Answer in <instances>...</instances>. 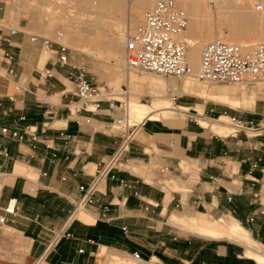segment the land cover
I'll return each instance as SVG.
<instances>
[{
  "label": "crops",
  "instance_id": "crops-1",
  "mask_svg": "<svg viewBox=\"0 0 264 264\" xmlns=\"http://www.w3.org/2000/svg\"><path fill=\"white\" fill-rule=\"evenodd\" d=\"M233 5L223 1L221 14ZM7 28L0 24V128L5 129L0 150L7 152L0 154V216L6 218L0 223V264H263L248 257L242 242L264 253V104L249 110L252 119L243 121L250 126L227 133L219 122L228 116L210 126V117L182 121L177 111L201 113L206 104L177 108L173 101L174 95H188L248 109L260 98L255 90H209L192 79L118 73L109 82L126 81V116L132 119L133 100L132 110L150 119L113 129L119 108L106 103L96 110L81 108L70 74L80 63L70 52L62 65L55 61L57 46L44 51L40 42L30 41L31 34L7 36ZM211 29L201 20L185 31L202 39ZM66 42L80 52L94 48V40L82 41L79 32H69ZM5 53L10 62L4 61ZM113 60L115 68L123 65L122 55ZM46 68L51 76L43 75ZM140 96L150 102L142 103ZM42 99L50 102L52 114ZM130 131L120 166L97 184L98 201L69 219L82 196L80 187L91 182L98 163ZM11 197L19 209L6 215Z\"/></svg>",
  "mask_w": 264,
  "mask_h": 264
},
{
  "label": "built area",
  "instance_id": "built-area-1",
  "mask_svg": "<svg viewBox=\"0 0 264 264\" xmlns=\"http://www.w3.org/2000/svg\"><path fill=\"white\" fill-rule=\"evenodd\" d=\"M253 4L257 11L264 9V0H253ZM187 23L188 17L185 11L177 6L176 0H157L151 8L145 11L143 23L133 31L126 33L124 41L126 69L140 74L152 73L177 79L195 77L208 83L241 85L248 89L258 83L264 84V42L243 46L221 38L210 40L200 48L198 70L194 72L186 58L188 43L178 39V35L186 29ZM7 29V36L15 35L20 31L14 27ZM60 37L61 34H57L56 40H53L46 36L31 34L29 39L32 42H40L47 50H53V44H55L57 46L55 61L64 65L68 62L69 48L59 40ZM4 57L5 62H10L12 58L8 53H5ZM8 72L13 74V69H9ZM70 74L74 83V94L81 108L96 110L106 103L109 109L126 110L127 102L116 98V92L106 86H97L90 80L84 64L72 66ZM43 75L51 76V69L46 68ZM122 91L120 95L125 96V91ZM179 96H173L174 102ZM41 103L45 105L46 113L52 114L50 102L42 99ZM229 117L234 132L251 125L249 121H243L235 116ZM121 121L118 119L117 122ZM127 127L133 126H126L125 129ZM4 132L5 129L0 128V133ZM130 139L131 131L125 132L113 154L98 163L91 182L86 187H80L82 196L74 203L69 219L84 209L86 204L98 201L95 196L98 191V182L103 178L113 176L112 171L120 166L121 155L128 148ZM0 154L7 155V152L0 150ZM18 209L17 198L11 197L7 200L3 211L6 215H15ZM5 220L4 215L0 216V223ZM132 257L140 260L138 252H134Z\"/></svg>",
  "mask_w": 264,
  "mask_h": 264
},
{
  "label": "rangeland",
  "instance_id": "rangeland-1",
  "mask_svg": "<svg viewBox=\"0 0 264 264\" xmlns=\"http://www.w3.org/2000/svg\"><path fill=\"white\" fill-rule=\"evenodd\" d=\"M74 1V3L72 2ZM97 0H0V24H4L6 27H14L19 29L21 34H37V35H42V36H49V38L56 40L57 34L63 35L60 41L69 47V52L73 56V59L76 62H79L80 64H84L89 71V75L92 76V80L94 82H99L101 83L100 85H107L110 90L118 93L122 92V90L128 92L129 87L126 83V81H121L118 86H115L109 82V79L114 77L115 74L118 73H127V70L125 68V63H124V46L122 44L114 43L113 45H108L106 41V37L110 35L114 29L115 26L117 25L118 19H123V28H122V33L126 36L127 31H133L136 29L140 24L143 23L144 20V13L146 10L151 8L154 3L157 0H154L150 6L146 7L143 9V12L141 14V19L138 23H134V11L132 9V6L134 4L136 5L139 0H124L123 3V12L117 13L115 16L113 15H106L102 20L101 23L96 24L95 18L96 15H94V2ZM126 1V2H125ZM70 2H72L70 4ZM109 6H114L113 2H109ZM178 6H179V0H178ZM180 7V6H179ZM188 14V13H187ZM255 16H262L261 11H258L257 13H254ZM189 17V16H188ZM211 23V22H208ZM216 23L212 22L211 26L212 29H216L215 26ZM47 28H49V31H47ZM100 29L102 35L96 37V40L94 39V32L96 29ZM190 29V18H189V25L187 27V30ZM116 30V29H115ZM184 31L185 32H187ZM74 33V32H79L80 33V39L82 41H86L89 39L90 41L96 42L94 47H97L101 50L100 54L105 53L100 56H96V54H89L85 52H80L77 50H73L72 47H70L67 42V34L68 33ZM214 31H211L207 36L204 38L200 39L197 37H191L187 36L189 38L196 39L197 43H201L202 40L204 42L201 44L200 48L208 41L212 40H206V38L212 34ZM222 33L225 36L231 35V32L228 31L225 33L222 31ZM237 36L242 39V42L245 46L249 45H254L259 42H264L259 41L258 39H255L256 36L263 35L264 37V27L261 29L260 26H257L256 29L254 27L249 28V30H243V31H238ZM124 36V37H125ZM93 37V38H92ZM179 40L181 37L179 36ZM187 42V41H186ZM190 46V43L187 42ZM53 47H56L55 44H53ZM35 50H37V47H34ZM39 50V49H38ZM45 51V48L43 49ZM190 50V47L188 48V51ZM111 51V52H110ZM110 54L112 58H108L107 54ZM108 54V55H109ZM122 55L123 57V65L120 66V68H115L114 64L115 61L113 59H116L117 56ZM49 56V53L47 54ZM99 70V71H97ZM121 71V72H120ZM135 73L138 77H144V76H151V77H161L164 78L167 81H185L188 80L189 78L185 79H177L174 77H163V76H158L152 73H138L136 71H131ZM88 75V76H89ZM192 80L198 82V80L191 78ZM202 85L205 86L207 89L211 88H234L238 87L240 91L242 89H245L244 86H235L232 84H224V83H207L201 81ZM254 88L248 89L246 91V94H250L252 90H255L257 92V95L262 98H257L255 101V104L252 108H232L227 104L217 102L213 99H204V98H199V97H191L188 95H180L179 98L174 102L175 106L178 107H186L189 106V104H184V103H191V102H197V103H202L203 105L206 104V109L203 110L201 113H198V111L195 109L188 108L186 111H183L180 113V111H177L178 116L182 118V121H184L186 118H192L197 120L203 121L206 117H210V122H208V126H210L212 123H215V119L221 121V116L226 115L228 117L226 121H221L219 122L220 125L225 126L228 131L227 133H230L234 131V127L231 125V120L229 116H235L241 120L244 119H252L251 114L249 113V110H252L254 107L257 109L261 108V106L264 104V84H255L253 85ZM257 87V88H255ZM261 88V89H260ZM260 89V90H259ZM239 91V92H240ZM209 93V92H208ZM115 96H122V98H118L120 100H127L126 95H115ZM140 100L144 104H148L150 102V98L147 96H140ZM174 101V100H173ZM127 102V101H126ZM132 105H133V100L131 102V112H132ZM185 105V106H184ZM194 106V105H193ZM165 107V106H164ZM190 107V106H189ZM121 117L119 120H122L121 122H115L113 123L112 127L113 129H116V125H119L118 128H125L126 126L124 125V119H126V110H121ZM179 110V109H178ZM134 113L138 115L139 117H143L146 115V112L142 110H137L134 109ZM132 120H137L138 122H142V119L136 118L133 114L130 115ZM221 117V118H220ZM200 123V122H199ZM135 126V125H134ZM133 126V127H134ZM225 133V134H227ZM184 233V232H182ZM186 235L190 236H195L189 233H184ZM225 242H229L231 244H234L228 240H225ZM238 246V245H236ZM241 251V255H243V247L238 246ZM246 258V257H244ZM253 262H255L253 259H251Z\"/></svg>",
  "mask_w": 264,
  "mask_h": 264
},
{
  "label": "bare ground",
  "instance_id": "bare-ground-1",
  "mask_svg": "<svg viewBox=\"0 0 264 264\" xmlns=\"http://www.w3.org/2000/svg\"><path fill=\"white\" fill-rule=\"evenodd\" d=\"M153 1L154 0H139V2L136 5L134 4V6H132V9L134 11L133 15L135 16L134 17V23H138L140 21L143 9L150 6ZM223 1L229 2V0H179V4L182 3L181 5H179L180 6L179 7L178 6V0H176V4L179 8H181L185 11L187 17L189 16L187 27L189 25V18H190V28H191V25L198 24L199 21H201V20H205V21L211 22V23L212 22L216 23L215 24V26H216L215 31L212 34H210L206 38V40H210V39L213 40L215 38H221V39L226 40L228 42L240 43L241 45L245 46L242 42V39H240L236 33L238 31L240 32L243 30H249V28H251L253 26H260L261 29H263V27H264V9L261 10L262 16L257 17V16H255L254 13H257L258 11L255 10L253 0H231L235 4L236 8H234V5H233L232 8H230L227 11L226 14H221L222 12L220 11V7H221V3ZM72 2L74 3V1H72ZM72 2H70V4ZM109 2H113L114 6H109ZM211 2L214 3V5L211 4L214 8L210 5ZM123 3H124V0H97L96 2H94V15H96V17H97V18H95L96 24L101 23V20L106 15L115 16L117 13L123 12ZM123 20H124V18L118 19L117 25L115 26L116 30L114 29V31L106 37V41H107L108 45L111 46L114 43H117V45L123 43V46H124V41H125L126 36L122 33L123 32L122 31ZM224 26L228 27L229 31L231 32V35L225 36L222 33V31H223L222 29ZM184 31L178 35V38L180 36L181 39L190 43V46L188 44V46L186 48V58H187V60H189L190 62L193 63V64L190 63L193 71L197 72V71H195L194 66H196V69L198 70L199 51H200L201 45L197 43L196 39L187 37L188 36L187 32L184 33ZM101 35H102V33H101L100 29L97 28L94 32V39L96 40V37L101 36ZM62 36L63 35H61L60 39L62 38ZM262 36L263 35L256 36L255 39H258L259 41H263L264 37H262ZM46 37H49V36H46ZM203 42H204V40L201 41V43H203ZM95 43L96 42H94V46H96ZM97 47H94L92 49H84V51L89 52L93 55L96 54V56H98L100 54L101 50ZM189 47H190V50L188 51ZM129 71H133V70H129ZM187 78L196 79L195 77H187ZM183 79H185V78H183ZM196 80H198V79H196ZM198 81H200V80H198ZM203 82H205V81H203ZM235 86H241V85H235ZM128 108H129V106L127 103L126 112H127ZM131 114H133L138 119H142V120L147 119V118L150 119L149 116L139 117L138 115H136L134 113L133 110H132ZM137 124H138V122L136 120H132L128 117L126 119H124V125L133 126V125H137ZM242 243L247 248L246 252H247L248 257H251L254 259L256 258L260 263L264 264V253H260V252L253 250L250 246H247L246 242H242Z\"/></svg>",
  "mask_w": 264,
  "mask_h": 264
},
{
  "label": "trees",
  "instance_id": "trees-1",
  "mask_svg": "<svg viewBox=\"0 0 264 264\" xmlns=\"http://www.w3.org/2000/svg\"><path fill=\"white\" fill-rule=\"evenodd\" d=\"M232 264V263H231Z\"/></svg>",
  "mask_w": 264,
  "mask_h": 264
}]
</instances>
